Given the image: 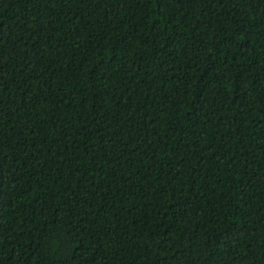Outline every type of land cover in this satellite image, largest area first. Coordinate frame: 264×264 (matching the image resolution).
<instances>
[{
  "label": "trees",
  "instance_id": "trees-1",
  "mask_svg": "<svg viewBox=\"0 0 264 264\" xmlns=\"http://www.w3.org/2000/svg\"><path fill=\"white\" fill-rule=\"evenodd\" d=\"M0 264H264V0H0Z\"/></svg>",
  "mask_w": 264,
  "mask_h": 264
}]
</instances>
